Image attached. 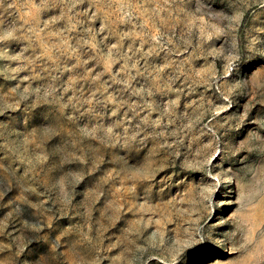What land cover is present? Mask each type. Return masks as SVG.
Segmentation results:
<instances>
[{
    "label": "rangeland",
    "instance_id": "374dc122",
    "mask_svg": "<svg viewBox=\"0 0 264 264\" xmlns=\"http://www.w3.org/2000/svg\"><path fill=\"white\" fill-rule=\"evenodd\" d=\"M0 264H264V0H0Z\"/></svg>",
    "mask_w": 264,
    "mask_h": 264
}]
</instances>
